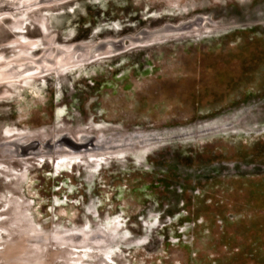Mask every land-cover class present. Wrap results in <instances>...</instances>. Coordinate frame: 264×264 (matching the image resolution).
<instances>
[{"label": "rangeland", "instance_id": "rangeland-1", "mask_svg": "<svg viewBox=\"0 0 264 264\" xmlns=\"http://www.w3.org/2000/svg\"><path fill=\"white\" fill-rule=\"evenodd\" d=\"M24 2L0 15V264H264V0Z\"/></svg>", "mask_w": 264, "mask_h": 264}, {"label": "water", "instance_id": "water-1", "mask_svg": "<svg viewBox=\"0 0 264 264\" xmlns=\"http://www.w3.org/2000/svg\"><path fill=\"white\" fill-rule=\"evenodd\" d=\"M24 1L25 0H23V1L22 0H0V15L8 14V15H11V17L13 18L16 15L22 14V9H26L30 5V3H25ZM184 25L185 24H183V25L180 24L177 26L166 25V28H164L163 30L160 28V29L155 30V31H153V30L144 31V33L141 36H143V35L150 36L151 35V36H153V38H151V39L157 38L158 40H163L166 38L165 37L166 34H177L178 35V34L183 33V26ZM167 38H170V37H167ZM143 42H145V41H143ZM143 42L141 41V43H143ZM4 141H6L8 144V148H9L8 151L11 154L10 158L11 159H17V156L20 154L17 153L16 147L20 149L22 147V145L20 146L16 141L13 140V138H10V137H6V139ZM64 141H65V143L67 142L65 145L72 146L71 149H77V150H79L80 148H83V150L87 149V146H86L87 142L84 143L83 140L75 141V140H72L70 138L69 139L66 138V140H64ZM30 143L31 144L34 143V140H32V141L29 140L28 147L31 145ZM54 143L55 144L52 145L53 148H58L60 146L59 142L58 143L54 142ZM92 144H93L92 142H89L88 145L92 148L94 146V144L93 145ZM47 146L49 148L51 147V145L49 146L48 144H47ZM12 151H13V153H12Z\"/></svg>", "mask_w": 264, "mask_h": 264}, {"label": "flooded vegetation", "instance_id": "flooded-vegetation-1", "mask_svg": "<svg viewBox=\"0 0 264 264\" xmlns=\"http://www.w3.org/2000/svg\"><path fill=\"white\" fill-rule=\"evenodd\" d=\"M84 1L85 2H88V0H84ZM99 13H101V12H99ZM102 14L103 13H101V15ZM71 61H73L72 60V54L71 53H66L65 54V52H64V53H58V56L56 58H54V60L51 63H47L46 61H44L42 63L39 62L37 64H38L39 70L42 71V72H45V71L51 70V68L54 69L56 67H61V66H65V65H72V64H74ZM48 72H50V71H48ZM78 141H81V140H78ZM92 148L90 150L91 153L94 152V149H92ZM87 151L86 150H81L80 152L87 153Z\"/></svg>", "mask_w": 264, "mask_h": 264}, {"label": "bare ground", "instance_id": "bare-ground-1", "mask_svg": "<svg viewBox=\"0 0 264 264\" xmlns=\"http://www.w3.org/2000/svg\"><path fill=\"white\" fill-rule=\"evenodd\" d=\"M144 31H145V30H144ZM144 31L141 32V35L144 33ZM143 37H152V36H151V35H150V36L143 35ZM49 151H51V150H49ZM20 234H21V233H20ZM44 239H45V237H43L41 241H43ZM33 240L36 241V238H34ZM20 243H21V241H20ZM18 249L21 250L20 246H18ZM59 253H61V252H58V254H59ZM23 254H24V252H23ZM23 254H21L20 256L17 257V260H18L19 264H32L31 262L28 261L29 259H27V258L25 259V258L23 257ZM27 255H29V254H27ZM28 257H29V256H28Z\"/></svg>", "mask_w": 264, "mask_h": 264}]
</instances>
